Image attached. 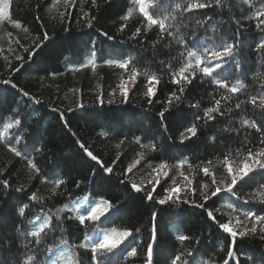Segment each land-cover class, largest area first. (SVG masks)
<instances>
[{"label": "trees", "instance_id": "1", "mask_svg": "<svg viewBox=\"0 0 264 264\" xmlns=\"http://www.w3.org/2000/svg\"><path fill=\"white\" fill-rule=\"evenodd\" d=\"M170 3L171 8L179 4L182 9L189 3L211 6L174 13L177 21L172 23L178 27L168 35L149 27L138 0H96L95 7L92 0H0V243L7 247L14 241L11 250L4 252L6 262L19 264L33 254L24 248L21 234L34 230L28 221L36 216H51L55 221L58 210H63L62 219L74 216L69 209L87 196L97 203L110 201L119 211L112 212L110 221H104L107 213L101 215L86 231L77 226L78 221L65 219L63 233L50 232L37 246L40 264H51L46 249H55L57 257L75 253L77 264H90V253L78 246L85 237L94 241L98 231L113 230L132 232L120 246L134 238L131 247L137 248L138 256L129 258L131 264H146L150 242L152 264H171L182 250L199 252L195 264H224L225 260L264 264L259 233L233 238L219 227L230 222L233 230L247 231L254 221L244 213L264 214V175L259 170L245 177L247 182L237 183L235 195L223 190L231 181L229 167L236 174L249 150L264 151V129L257 132L243 125L244 120L264 123V108L259 107L264 99V50L257 47L264 40V25L257 27L264 17L256 18L264 4L261 0ZM129 11L131 16L125 18ZM154 16L160 18L159 13ZM177 37L187 43L178 44ZM197 37L199 43L193 46ZM223 44H234L235 49L219 79L230 87L243 84L240 92L232 94L199 72L190 84L173 82L172 73L186 63L187 50L199 55L204 48L221 50ZM149 89L151 96L146 95ZM237 102L240 108L235 107ZM208 108H219L224 115L213 112L214 118L209 119ZM14 119L21 120L23 130L14 126L5 132ZM193 125L197 135L181 143ZM13 134L24 139L19 144L13 141L11 147L26 155L17 157L10 151L7 141L13 140ZM80 144L100 163L87 157ZM29 161L40 171L31 169ZM103 167H111L112 174L104 173ZM56 179L65 183L52 194ZM4 180L9 187L3 186ZM132 183L143 191L130 190ZM177 186L182 189L179 202L157 203L170 194L167 189ZM21 187L23 191H16ZM216 187L222 191L213 197ZM147 192H152L153 200L145 198ZM32 194L43 202L42 207L29 200ZM204 195L209 199L204 200ZM201 203L204 208L195 206ZM25 205V215L20 216L19 209ZM206 210L216 219L209 218ZM179 235H188L190 241L182 244ZM62 239L69 249L65 250ZM230 248L234 257L228 256ZM111 264L129 261L117 250Z\"/></svg>", "mask_w": 264, "mask_h": 264}, {"label": "snow or ice", "instance_id": "2", "mask_svg": "<svg viewBox=\"0 0 264 264\" xmlns=\"http://www.w3.org/2000/svg\"><path fill=\"white\" fill-rule=\"evenodd\" d=\"M67 2V0H66ZM110 2V0H109ZM139 2V12L143 15L144 19L148 22L149 27L156 26L160 32H166L168 35H172V32L170 29L174 27H178V24H173V21H177V15L174 13H181L182 11H190L193 7L197 8H205L210 7V4L206 3H198V4H191L189 3L186 8H181V5L177 4L175 8H171L170 0H157L156 3H151L149 0H138ZM219 2V0H217ZM247 2V0H245ZM262 4H264V0H261ZM92 4L95 7L96 6V0H92ZM4 8H8V4H4ZM170 9V10H169ZM154 13H159L160 18H155ZM7 13H5L6 15ZM87 15V13H85ZM131 16V11L127 13L125 18H128ZM264 17V10L258 11L256 13V18ZM92 19H95L93 17ZM261 25H264V20L260 21V24L257 25V27H260ZM88 26H92L91 20L88 21ZM203 26V25H201ZM140 30L137 29V35H139ZM47 33L44 34V39H48ZM177 43L181 45H185L187 42L183 39L176 38ZM209 41L212 40L211 37L208 38ZM193 46H195L197 43H199V38L197 37L196 41L191 42ZM257 47L261 50H264V40L260 41V43L257 45ZM234 44H223L221 46V50L212 51L209 48H204L203 54H199L196 51L187 50V58L186 63L184 66H182L179 71L172 73L173 76V82L177 84L181 83H191L192 78H195V75L197 72L202 73L204 77H211V82L217 84L220 88L226 89L228 92L232 94H236L240 92L243 88V84H237L233 86H229L227 83H224L219 77H221L225 71V64L228 62V58L234 56ZM203 56V58H201ZM181 59H185V53H180ZM17 59H21V57H17ZM194 61V63H193ZM215 61V63H213ZM126 64H121L120 67H126ZM239 67V65H237ZM137 73L134 71L133 76H135ZM215 74V75H214ZM151 80L156 79L155 76H152L150 78ZM5 83H8V81H5ZM181 92H183V88L180 89ZM153 93L151 92V89L146 93V95L151 96ZM23 95L25 97L29 96L27 92H24ZM176 97L177 100L180 99L179 96H176L175 93L172 94ZM222 99H231L229 96H222ZM151 103V101H149ZM252 103L256 105L257 101L255 98L252 99ZM216 104L219 105L220 101L217 100ZM236 108L241 107V103L237 102L235 104ZM259 107L264 108V99H261L259 102ZM218 112L220 115H224V112H222L219 108H208L206 110V115L209 119H213L214 117L211 116V113ZM163 115V113H161ZM199 119V117H197ZM243 125H247L249 127L254 128L257 132H261L262 129H264V123L258 124L256 121H248L244 120ZM14 126H18L21 130H23L24 125L22 124L20 119H14L13 122L8 123L5 128V132L8 131V129H12ZM188 133H190L189 136H184L181 140V143H183L184 140L191 139V137H195L197 135L198 128L196 125H193L187 129ZM226 132L231 131V129H225ZM101 136H106V133H101ZM24 139L23 136H19L17 138V134H13V140L7 141V143L10 146V151H12L15 156L21 157L22 155H26V153H22L19 149L15 147H11V144L13 141L15 143L19 144ZM79 143V142H78ZM264 143V141H262ZM34 147V146H33ZM81 149L86 153L87 157H89L92 161H96L98 164L100 161L98 160L97 156L93 155L91 151L88 150L83 144H80ZM119 147V145L117 146ZM39 151V149H37ZM227 159V157L225 158ZM29 167L31 169H34L36 172H39L40 170L37 168L36 164L32 163L31 161L28 162ZM257 170L260 171L261 175H264V151H257L253 152L251 150L248 151L247 156L245 157V161L242 165V167L238 168L237 173L233 174V169L231 167L228 168V173L231 177L230 183L226 185V187L223 189L224 191L231 193L232 195H235V192H233V188L237 185L239 181L247 182L245 181V177H249L250 173H255ZM102 171L106 174L111 175L113 172V169L111 167H103ZM127 171H131V168H129ZM205 174H208V169L205 168L204 170ZM4 187H9V182L7 180H4L3 182ZM65 183V181L56 179L54 181V187L51 189L52 194H57L58 190L61 189V186ZM151 183V181H150ZM156 183H159V181H156ZM212 184H216V180H212ZM77 188L80 187L79 184L76 185ZM205 188L208 187V185H204ZM264 187V186H262ZM130 190L135 192H141L143 189L139 187L137 184L132 183L130 185ZM16 191H23V188H18ZM170 194L166 196L165 198L159 199L157 203L160 205H166L169 203H177L180 201L179 192L182 191V189L177 186L173 189H167ZM195 191V190H193ZM222 189L220 187H216L214 191L211 192V196L215 197L218 193H220ZM145 198L149 201L153 200V194L152 192H147L145 195ZM204 200H208L209 197L207 195H204ZM30 201H36L37 203L41 204V207L43 206V202L41 200H38L36 194H32L29 197ZM183 203L187 204L190 203L188 200H183ZM264 203V200L261 201ZM76 204V208L69 209L70 212H75L76 214L71 217L67 218H61L59 213L63 210H58V212L55 214L56 219L55 221L52 219L51 216H45L40 217L36 216L35 220H30L28 223L32 225V228L34 230H27L21 232L22 235L25 237V244L24 248L26 250L32 251V255H26L24 260L19 262V264H40L38 254H39V245L42 244L44 239L48 236L50 232H54L56 230H59L61 233L64 232V228L61 227V224L64 222L65 219L67 220H76L78 221V227H83V229L86 231L89 227L92 226L93 222H96L100 220L101 215L107 213V215H104V221H110L112 212H118L119 209L116 208L110 201L101 200L99 203L92 200L89 201V198L87 196L83 197V199H78L74 202ZM87 203V207H84L83 205ZM196 207L204 208L205 205L203 203L196 204ZM28 205H25L24 207L19 209V215L24 216L25 215V208H27ZM229 207H232L229 205ZM207 216L213 220L216 219V217L213 215L212 211L206 210ZM262 213H264V210H262ZM155 215V214H154ZM245 217L249 220L254 221L252 223V226L247 229V231L237 232L233 230L229 226V223H221L219 227L223 229L225 232L230 233V235L233 238L240 237L241 239L245 238L249 234L256 235L259 233V238L264 241V214H257L255 212L249 211L244 213ZM39 221V223H37ZM88 222V223H86ZM239 223L240 221L237 220ZM258 225H260L258 227ZM138 231V230H137ZM132 232L130 230H124V231H116L113 230L110 234L108 233H100L99 231L96 233V239L94 241L90 240V238L85 237V243L79 245L78 247L84 248L90 253V264H111V257L116 255L117 250L120 251L121 255L123 256V259L125 261H129V264H131V261L129 258H134L138 256V251L136 247H131V243L134 242L130 241L127 245H125L124 248H121L120 246L124 244V241L127 240L129 237H132ZM155 235H153V242H155ZM177 239L183 244L186 241H190V237L188 235H179ZM0 240H2V237H0ZM14 241H10L7 244V247L3 243H0V264H15L14 260H8L7 262L4 259V252L11 250V244ZM61 244L65 246V250L69 249L68 241L62 239ZM233 246L235 245V239L232 242ZM31 246V248H29ZM46 251L49 253L48 260L51 261V264H77V261L79 260V257L75 255V253H72L70 256L65 258L64 254L62 253L59 257L56 256L55 249H46ZM198 251H188L185 253L183 250L180 252V254L175 255L174 258L171 261V264H195V257L198 255ZM153 243L150 242L147 245V260L146 264H152L153 262ZM190 257L191 259H182V257ZM229 257H234L235 253L234 251L230 250L228 251ZM224 264H228V261L225 260Z\"/></svg>", "mask_w": 264, "mask_h": 264}, {"label": "rangeland", "instance_id": "3", "mask_svg": "<svg viewBox=\"0 0 264 264\" xmlns=\"http://www.w3.org/2000/svg\"><path fill=\"white\" fill-rule=\"evenodd\" d=\"M159 175H161V173H160V174H158V176H159ZM161 176H162V175H161Z\"/></svg>", "mask_w": 264, "mask_h": 264}]
</instances>
